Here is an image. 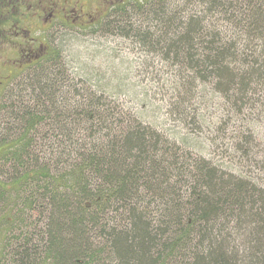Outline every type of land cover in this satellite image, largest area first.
Here are the masks:
<instances>
[{
	"label": "trees",
	"instance_id": "16d2710c",
	"mask_svg": "<svg viewBox=\"0 0 264 264\" xmlns=\"http://www.w3.org/2000/svg\"><path fill=\"white\" fill-rule=\"evenodd\" d=\"M111 4L102 22L138 39L163 85L146 90L136 129L73 97L56 49L18 77L2 111L0 202L48 218L44 243L16 264H264V0ZM47 154L69 174L49 175Z\"/></svg>",
	"mask_w": 264,
	"mask_h": 264
},
{
	"label": "rangeland",
	"instance_id": "374dc122",
	"mask_svg": "<svg viewBox=\"0 0 264 264\" xmlns=\"http://www.w3.org/2000/svg\"><path fill=\"white\" fill-rule=\"evenodd\" d=\"M85 1L88 2L89 0ZM87 12L91 11L85 13ZM31 13L28 12V14ZM71 13H67V16H70ZM101 13L98 11V15ZM107 14L108 11L103 16L101 15L102 18L98 21L89 19L90 25L86 27H78L79 24L71 23V19L68 17L70 25L55 21L49 24V28L44 26L42 19L37 21L21 19L20 22L22 29H31V34L27 36L30 37L29 39H37L39 45L41 41L46 39V44L51 47V50L59 51L63 62L68 64L67 69L70 71L69 75L73 84L81 88V91L77 89L79 92L76 91L73 97L81 94L87 98V94H91L97 98L100 105L107 111L108 116L110 115L113 124L127 121L138 129L141 128L140 121L142 120L143 123L146 119V90H150L152 86L161 87L164 78L156 76L153 80L146 74L147 55L144 46L137 43L136 40L138 39L123 38L119 32L107 27L102 22ZM45 16L48 18V14ZM72 16L75 18L74 15ZM94 17L96 16L94 15ZM93 26L96 27L91 29ZM46 29L47 31H45ZM17 41L23 43L24 39L15 40V42ZM2 51L4 54L1 56V64L15 57L11 48H5ZM155 61L157 64H161L159 58ZM165 71L169 70L163 68V72ZM2 76H7V74L4 73ZM18 82L19 78L16 79L15 77L11 84L16 86L19 84ZM87 89L90 91L87 92ZM164 96V93L160 92L152 94L153 101L159 105L166 102L163 100ZM4 105H0V128L3 127L1 116L5 108ZM214 155H218L217 151L214 152ZM34 157L36 158V156ZM41 158V163H51V154L43 155ZM48 158H50V162H48ZM5 160L7 159L0 155V164ZM56 161L59 162L58 159ZM69 169L67 166L60 167V164H53L52 166L51 163L49 175H56L55 170L57 173L67 176ZM3 170L2 165H0L1 181L5 182V178L1 174L4 173L5 170ZM139 194L141 200L144 201L142 204L146 208V190H139ZM7 203L6 201L0 202V264H16L14 258L16 251L20 249L22 252L23 249H27L34 253L37 247L44 243L46 237L41 234L45 232L48 216L44 214L46 209L42 207H35L33 210H22L20 207L17 211H13V203H9L10 205ZM110 222L111 220H109ZM110 226L109 230L114 227L113 224ZM117 226L119 225L117 224ZM7 244L15 247L6 248L5 245ZM16 246L19 248L16 249ZM41 255L43 252L40 253ZM39 258L34 264H37ZM12 259L14 260L12 261ZM43 259H40V264H49Z\"/></svg>",
	"mask_w": 264,
	"mask_h": 264
},
{
	"label": "flooded vegetation",
	"instance_id": "af4514ba",
	"mask_svg": "<svg viewBox=\"0 0 264 264\" xmlns=\"http://www.w3.org/2000/svg\"><path fill=\"white\" fill-rule=\"evenodd\" d=\"M111 2L112 0H89L88 2L85 0H0V105L11 106L14 102L13 97L20 95L17 93L18 86L11 84L12 80L15 77L17 79L51 53V47L46 44V39L39 45L37 39L27 37L31 34V29H22L21 19L34 21L42 19L44 26L49 28V24L55 21L70 25L68 17L71 23L79 24L78 27H86L90 25L89 19L100 20L102 18L100 16L110 10ZM86 11L91 12L85 13ZM98 11L102 13L98 15ZM28 12L33 13L28 14ZM70 12H72L71 15L67 16ZM46 14L48 18H45ZM72 15L75 18H72ZM20 39H24L23 43L15 42ZM5 48H11L15 57L1 64V56L4 54L2 50ZM4 73L7 76H2ZM36 103L31 101V104ZM72 103L73 101L65 102L66 105H72ZM1 117L4 120V117ZM50 148L47 147L48 153L51 151Z\"/></svg>",
	"mask_w": 264,
	"mask_h": 264
}]
</instances>
